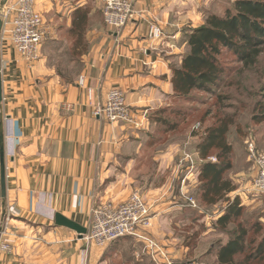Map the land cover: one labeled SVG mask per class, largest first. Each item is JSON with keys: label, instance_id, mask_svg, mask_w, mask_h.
<instances>
[{"label": "crops", "instance_id": "crops-1", "mask_svg": "<svg viewBox=\"0 0 264 264\" xmlns=\"http://www.w3.org/2000/svg\"><path fill=\"white\" fill-rule=\"evenodd\" d=\"M55 4L64 28L48 27L60 36L72 25L69 1L39 0L37 8L44 16ZM200 5L198 0H135L127 26L104 29L98 37L89 33L90 47L77 62L82 70L72 80L50 62L49 43L29 68L3 41L0 136L5 137L7 194L3 199L0 159V199L2 228L6 221L7 228L0 238L12 250L0 251V264L102 263L103 251L55 223L61 214L89 231L96 205L121 204L129 195L134 166L125 162L133 157L127 154L126 127L95 118L94 110L113 88L125 93L138 115L165 105L173 95L171 66L189 50L186 30L204 23ZM151 23L164 31L156 44L148 39Z\"/></svg>", "mask_w": 264, "mask_h": 264}, {"label": "rangeland", "instance_id": "rangeland-1", "mask_svg": "<svg viewBox=\"0 0 264 264\" xmlns=\"http://www.w3.org/2000/svg\"><path fill=\"white\" fill-rule=\"evenodd\" d=\"M66 1L70 4L68 11L72 8L74 11L77 6L90 11L87 40L89 33L95 32L94 35L98 37L102 36L104 29H108L103 17L105 0ZM204 1L198 0L201 5L197 7L202 10L200 14L204 17V23L211 15L222 16L227 7L234 10V0H211L210 3ZM4 12L0 10V15ZM61 16L62 13L58 12L55 4L53 9L44 13L43 18L47 26L57 29L58 26L64 28L65 21ZM56 40H60L61 44ZM76 40L77 37L70 35L67 29L60 36L56 33L52 35L51 32V38L46 41L49 43L47 52L50 62L58 72L61 71L66 80L74 79L82 70L77 57L74 64L70 63V52L74 53L73 43ZM41 53L42 47L40 58ZM237 57L233 52H224L222 59L227 70L217 86L207 91H194L187 99H169L161 108L155 109L157 111L173 105L185 109L184 118L173 113L165 115L171 122L167 126L156 122L155 115L150 118L152 113H145L147 116L138 115L131 107L135 118L131 124L110 122L93 113L95 118H103L110 124L126 127L124 132L131 143L127 154H132L133 157L125 162H132L134 171H131L129 178L131 187L128 199L121 203L129 200L135 193L144 198L152 213V226L146 231V235L151 236L175 264H217L219 248L229 241L232 232L239 225L248 229L249 234L247 249L244 255L238 256V260L251 253L264 237V193L259 192L256 187L257 168L248 149V143L253 142L259 151L264 152V117H254L256 113L264 114V108H256L264 105V54L257 64L250 67L240 63ZM36 63H26V66L33 68ZM173 122L177 123L176 129H171ZM222 122L231 124L227 139L232 145L230 158L233 167L225 173V178L233 181L235 191L228 198L232 201L239 197L245 206L243 215L227 230L217 226L219 217L228 205L227 201L210 205L202 200L200 193L203 184L200 179L201 165L204 161L217 162L216 154L211 153L207 160H203L197 149L205 138V130ZM2 200L0 199V236L7 228V221L5 228H2L1 223ZM2 242L0 238V243ZM96 248L103 251L102 263L98 261L97 264H160L159 257L154 260L153 252L141 239L128 237L104 248Z\"/></svg>", "mask_w": 264, "mask_h": 264}, {"label": "trees", "instance_id": "trees-1", "mask_svg": "<svg viewBox=\"0 0 264 264\" xmlns=\"http://www.w3.org/2000/svg\"><path fill=\"white\" fill-rule=\"evenodd\" d=\"M233 3L234 10L227 7L222 16L211 15L201 27L186 30L185 41L189 50L171 66L173 95L170 100L187 99L194 91H207L217 86L227 70L222 59L225 51L233 52L238 61L248 67L257 64L264 54V0H234ZM89 20L90 11L83 7H77L72 13L68 33L77 40L73 43L74 53L70 52V58L75 60L78 57V62L90 47L86 38ZM59 74L65 78L61 71ZM256 108L259 110L264 105ZM184 112L185 109L180 106H166L152 112L150 118L155 115L156 122L167 126L171 122L165 115L173 113L184 118ZM254 117L263 118L264 114L256 113ZM230 125V122H222L209 127L197 147L203 160H207L211 153L217 157V162L204 161L201 165L200 179L203 184L200 193L202 200L210 205L227 201L228 205L217 222L222 230H227L245 209L239 197L232 201L228 198L235 191L233 181L225 178V173L233 167L230 158L232 145L227 139ZM176 127L177 123L173 122L171 129ZM248 234L249 230L239 225L229 241L219 248L217 264H264V237L251 253L238 260V256L244 255L247 249Z\"/></svg>", "mask_w": 264, "mask_h": 264}, {"label": "built area", "instance_id": "built-area-1", "mask_svg": "<svg viewBox=\"0 0 264 264\" xmlns=\"http://www.w3.org/2000/svg\"><path fill=\"white\" fill-rule=\"evenodd\" d=\"M37 1L10 0L2 15V40L9 42L25 64L29 65L39 60L40 48L51 37V31L37 9ZM157 1L166 4L170 0ZM134 2L135 0H105L103 10L105 25L112 30H120L127 26L135 14ZM164 37V31L158 24L150 25L148 39L152 44L161 42ZM172 39L175 40L176 37ZM174 48L173 45L172 49ZM83 79V77L80 79L81 85ZM89 94L91 95V92ZM94 113L110 122L131 124L135 121L127 104L126 95L119 88L111 89L105 101L96 105ZM248 149L257 168L256 187L259 192L264 193V152L259 151L253 142L248 143ZM92 218V226L84 237L87 242L104 248L117 240L133 237L147 243L153 252V259L159 257L160 264H175L163 248L151 236L146 235V231L152 226V213L148 203L138 193L121 204L108 201L96 205L92 210ZM11 250L8 243H0V251Z\"/></svg>", "mask_w": 264, "mask_h": 264}, {"label": "water", "instance_id": "water-1", "mask_svg": "<svg viewBox=\"0 0 264 264\" xmlns=\"http://www.w3.org/2000/svg\"><path fill=\"white\" fill-rule=\"evenodd\" d=\"M10 0H1L0 10L5 11V7ZM2 29L3 20L0 17V104L3 101V79H2ZM0 159H1V195L3 199H6L7 183H6V161H5V137L3 134L0 136ZM55 223L57 226L65 227L75 231L81 238H83L88 230L81 225L73 222L61 214H56Z\"/></svg>", "mask_w": 264, "mask_h": 264}]
</instances>
